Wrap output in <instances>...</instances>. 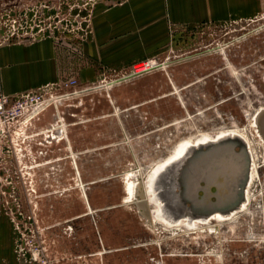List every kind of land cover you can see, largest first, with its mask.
<instances>
[{"label": "rangeland", "instance_id": "obj_1", "mask_svg": "<svg viewBox=\"0 0 264 264\" xmlns=\"http://www.w3.org/2000/svg\"><path fill=\"white\" fill-rule=\"evenodd\" d=\"M124 1L0 0V45L47 37L88 67L98 8ZM230 2L226 18L171 29L159 57L99 66L88 81L69 71L57 106L0 144V264H264V0ZM145 65L162 67L132 76ZM243 131L247 165V147L226 138L161 166ZM155 212L185 227L154 226ZM208 223L217 229L195 231Z\"/></svg>", "mask_w": 264, "mask_h": 264}, {"label": "crops", "instance_id": "obj_2", "mask_svg": "<svg viewBox=\"0 0 264 264\" xmlns=\"http://www.w3.org/2000/svg\"><path fill=\"white\" fill-rule=\"evenodd\" d=\"M229 3L230 0H125L110 8L100 6L86 45L91 62L79 70V61L67 60L51 38L2 44L0 93L14 96L41 89L52 91L69 71L76 70L77 78L88 81L97 79L99 66L159 57L171 29L226 18L232 13L230 6H235Z\"/></svg>", "mask_w": 264, "mask_h": 264}, {"label": "built area", "instance_id": "obj_3", "mask_svg": "<svg viewBox=\"0 0 264 264\" xmlns=\"http://www.w3.org/2000/svg\"><path fill=\"white\" fill-rule=\"evenodd\" d=\"M153 68L154 66L145 65L144 69H146V72L132 76H141L149 73ZM78 86V82L75 79L66 84V87L70 89H76ZM63 96L53 95L49 89L21 93L14 96L0 93V144L10 143L13 145L14 137L19 136V132L22 129L32 125L33 121L51 106L56 107L59 97ZM0 148H2L1 145Z\"/></svg>", "mask_w": 264, "mask_h": 264}, {"label": "bare ground", "instance_id": "obj_4", "mask_svg": "<svg viewBox=\"0 0 264 264\" xmlns=\"http://www.w3.org/2000/svg\"><path fill=\"white\" fill-rule=\"evenodd\" d=\"M146 70H141V71H139V72H137V74H140V73H143V72H145ZM127 78V77H126ZM262 113H261V115L264 113V107H263V109H262ZM63 125V124H62ZM257 129H258V127H257ZM238 131V130H237ZM241 133V134H240ZM240 133H237V134H225V135H222V136H220V137H213V134H210V135H208L209 137H205V139H207L206 141H204L203 143H199V144H197V145H188V146H186V147H184L183 149H182V151H181V153H179L178 155H177V157H175L174 155L168 160V161H166L165 163H163L161 166H168V165H170V164H172V163H174V162H176V161H178V160H180V159H182L183 157H185L186 155H187V151L189 152L190 151V149H193V148H197V147H202V146H206V145H208V144H214V143H217V142H219V141H221V140H223V139H226V138H229V139H231V140H239V141H241L246 147H247V150H248V154L249 155H251V157H252V159L254 160V155H253V148H252V140H251V137H250V135L248 134V132H240ZM260 137V139H261V142L262 143H264V138H262L261 136H259ZM194 139L195 138H190L188 141L189 142H192V141H194ZM264 145V144H263ZM186 154V155H185ZM173 159V160H172ZM172 160V161H171ZM171 161V162H170ZM254 165V164H253ZM255 166V165H254ZM253 166V170L251 171V174H250V178H249V180H251L253 177H255L256 175L259 177V172H258V170H257V167L255 166L254 167ZM143 178V177H142ZM145 180V179H144ZM144 182V181H143ZM260 183V182H259ZM136 187H137V183L136 182H133V183H131V185H129L127 188H128V190L127 191H129V192H131V194H133L134 192H135V189H136ZM146 199V198H145ZM247 199H248V206H247V209H245L243 212H247V211H249V209H250V206L252 205V198L250 197V195H247ZM245 201H246V195H245ZM148 202V201H147ZM245 204V203H244ZM243 204V205H244ZM243 205L240 207V209L243 207ZM156 207V206H155ZM152 212L154 213V206H152ZM156 209H157V207H156ZM240 209H237V210H234V211H232V212H230V213H227V214H222V213H220V212H215V213H213L211 216H210V218H208V219H206V221L205 222H208L209 220H211V219H214V218H220V219H224V218H228V217H230V216H232L235 212H237V211H239ZM243 212H241V213H243ZM240 213V214H241ZM236 214H238V213H236ZM235 214V215H236ZM240 214H238L237 216H235V217H233L232 219H230V220H228L227 219V221L226 220H224V221H222L221 223H223V225L224 226H226V223H233V222H235L236 220H238L239 219V217H240ZM151 216H152V214H151ZM185 220V219H184ZM153 222H154V226L157 224V225H160L161 227H164L167 231H169L170 229H178V228H183V227H179V226H184L183 224H181V225H176V226H170V225H168V224H166L164 221H162L161 219H159L157 216H156V212H155V217H154V220H153ZM194 222H202V219H200V220H196V221H194ZM204 222V221H203ZM210 223H208V224H206L205 226L204 225H202V227L201 226H199L197 229H195V231H197V230H207V229H209L210 227L211 228H214L215 230L217 229L216 227H214L213 225H209ZM211 224H214V223H211ZM217 225V224H216ZM153 226V225H152ZM185 227V226H184ZM175 232V231H174ZM187 232V231H186Z\"/></svg>", "mask_w": 264, "mask_h": 264}, {"label": "water", "instance_id": "obj_5", "mask_svg": "<svg viewBox=\"0 0 264 264\" xmlns=\"http://www.w3.org/2000/svg\"><path fill=\"white\" fill-rule=\"evenodd\" d=\"M162 66H156V67H154L153 69H152V71H154V70H156V69H159V68H161ZM128 79H130V77H127V78H122V79H119L118 81H116V82H122V81H126V80H128ZM116 82H114V83H116ZM262 122H264V113L262 114V115H260V116H258V118H257V123L258 124H262ZM263 130H262V133H263V135H264V128H262ZM244 145V144H243ZM220 147V148H219ZM217 148H219L218 150H222L223 152H225V154H230L229 155V157H225V162H226V160L229 162L231 159H232V157H233V160H235V155L234 154H232V152L230 151V152H227V150H228V148L226 147L225 149H223V147H221V146H218ZM214 149V148H213ZM211 150H212V148H211ZM217 150V151H218ZM230 150V149H229ZM221 151V152H222ZM213 152H216V151H210V152H208V155L210 156V155H213L214 153ZM222 152V153H223ZM242 159H244L245 161H246V164L245 165H247L248 164V162H249V154H248V152L246 151V150H244L243 151V153H242ZM247 176V177H246ZM247 179H248V175H245V178H244V180H243V185L242 186H245V184H246V182H247ZM139 207H140V210H141V212H142V215H144V217H146L147 219H149V217H150V215H149V211H148V208H147V204H146V201H141L140 203H139ZM234 209V208H233Z\"/></svg>", "mask_w": 264, "mask_h": 264}]
</instances>
